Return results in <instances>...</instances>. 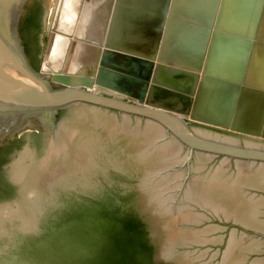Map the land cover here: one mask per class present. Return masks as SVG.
I'll return each instance as SVG.
<instances>
[{"label": "water", "instance_id": "1", "mask_svg": "<svg viewBox=\"0 0 264 264\" xmlns=\"http://www.w3.org/2000/svg\"><path fill=\"white\" fill-rule=\"evenodd\" d=\"M105 1L91 41L90 0H59L45 46L56 0H0V264H264V86L248 122L230 121L234 93L223 121L203 120V51L193 66L158 51L171 0L145 43L116 42L127 0ZM263 2L248 0V55H264ZM82 49L88 65L64 68Z\"/></svg>", "mask_w": 264, "mask_h": 264}, {"label": "crops", "instance_id": "2", "mask_svg": "<svg viewBox=\"0 0 264 264\" xmlns=\"http://www.w3.org/2000/svg\"><path fill=\"white\" fill-rule=\"evenodd\" d=\"M159 5L158 0L120 1L116 6V42L151 41L158 23ZM248 20V0H171L167 6L158 51L171 64L187 66H193L192 59L203 51L198 73L201 92L198 107L204 108L200 110L202 115L213 117L205 121H223L217 117L225 114L223 108L234 93L230 121L248 122V88L264 86V65L260 63L264 55L260 52L248 55L251 25ZM253 26V40L264 42V2ZM178 51L180 58L173 54ZM209 104L214 111L206 110ZM243 106L245 110L241 111Z\"/></svg>", "mask_w": 264, "mask_h": 264}, {"label": "bare ground", "instance_id": "3", "mask_svg": "<svg viewBox=\"0 0 264 264\" xmlns=\"http://www.w3.org/2000/svg\"><path fill=\"white\" fill-rule=\"evenodd\" d=\"M105 13V0H90V2L87 3L81 11V14L78 18V35L91 41L97 40L98 34H100V29L103 28L104 31V27L106 25L107 18H105ZM61 38L62 37L58 35L54 37V44L51 45L46 54L44 68L49 71L56 69L59 66L60 60L62 58L63 54L60 55L61 53L59 51V49L61 50L62 45ZM90 57V52H87L84 49L78 50L77 54L74 55V53H72L67 57L64 68L69 70H77L80 68V60H83V65L85 67L88 65V60Z\"/></svg>", "mask_w": 264, "mask_h": 264}, {"label": "rangeland", "instance_id": "4", "mask_svg": "<svg viewBox=\"0 0 264 264\" xmlns=\"http://www.w3.org/2000/svg\"><path fill=\"white\" fill-rule=\"evenodd\" d=\"M58 2L59 0H56V4H55V8H54V12H53V15H52V19H51V23H50V27H49V30H48V34H47V38H46V42H45V46H46V43L49 39V36L51 34V27H52V24H53V21H54V18H55V14H56V10H57V6H58ZM45 46H44V49H43V53H44V50H45ZM43 53H42V56H43ZM42 62V57H41V61H40V64ZM40 64H39V67H40ZM258 138V137H256ZM261 139V138H260Z\"/></svg>", "mask_w": 264, "mask_h": 264}]
</instances>
